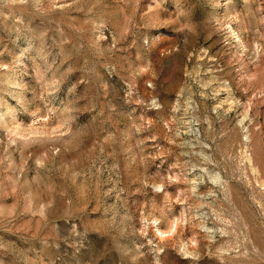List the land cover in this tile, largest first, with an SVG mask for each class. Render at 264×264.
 <instances>
[{
  "label": "rangeland",
  "instance_id": "1",
  "mask_svg": "<svg viewBox=\"0 0 264 264\" xmlns=\"http://www.w3.org/2000/svg\"><path fill=\"white\" fill-rule=\"evenodd\" d=\"M0 264H264V0H0Z\"/></svg>",
  "mask_w": 264,
  "mask_h": 264
}]
</instances>
